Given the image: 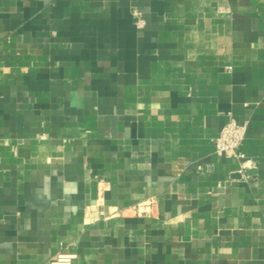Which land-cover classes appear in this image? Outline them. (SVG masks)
<instances>
[{"label": "crops", "instance_id": "obj_1", "mask_svg": "<svg viewBox=\"0 0 264 264\" xmlns=\"http://www.w3.org/2000/svg\"><path fill=\"white\" fill-rule=\"evenodd\" d=\"M60 250L264 264V0H0V264Z\"/></svg>", "mask_w": 264, "mask_h": 264}, {"label": "built area", "instance_id": "obj_2", "mask_svg": "<svg viewBox=\"0 0 264 264\" xmlns=\"http://www.w3.org/2000/svg\"><path fill=\"white\" fill-rule=\"evenodd\" d=\"M136 24L142 28L145 24L140 12L134 13ZM247 124H240L235 118L225 124L219 134L215 137L216 153L220 156L234 157L242 161L245 168L247 161L246 155L242 150L243 141L246 138ZM76 258V254L66 253L60 250L54 257L51 264H71Z\"/></svg>", "mask_w": 264, "mask_h": 264}]
</instances>
